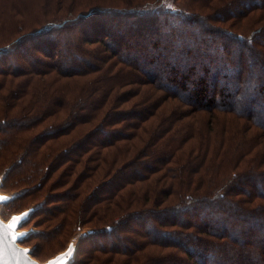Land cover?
Listing matches in <instances>:
<instances>
[{"label": "trees", "instance_id": "obj_1", "mask_svg": "<svg viewBox=\"0 0 264 264\" xmlns=\"http://www.w3.org/2000/svg\"><path fill=\"white\" fill-rule=\"evenodd\" d=\"M158 1H147L144 6L148 9L142 12L93 8L77 16L75 21L65 20L47 29L44 26L36 35L32 34L40 36L52 30L68 32L77 19H87L99 12L107 18L106 21L118 20L107 33H102L107 41L83 35L80 42L63 41L64 44L55 51L44 46H37L35 51H31L21 46L23 35L17 37L13 44L20 46L19 61H14L11 69L0 67V114L10 117L1 119L0 124L10 123L6 127L9 132L5 135L14 140L13 146L18 150L27 145L31 147L33 139L38 141L29 157L31 163H35L39 148L45 139L53 136L51 134H71V142L77 143H71L55 155L65 159L56 161L52 171L66 162L71 165L79 163V159L71 156L80 159L84 156V164L96 163L95 167L102 172V176H106L99 183L91 181L95 178L93 173L89 176L92 166L85 164L86 171L78 172L71 183L80 188L78 193L71 189L76 192L71 195L74 211L78 205L82 211L85 204L88 210L92 209L90 213L86 210V214L96 217V224L100 226L99 232L90 236L110 233L111 241L106 245L109 249H102L103 253L114 252L119 257L116 260H113L114 257L105 258L101 264H174L179 256H182L181 260L183 258V262L180 261L182 264H238L228 256L216 255L210 248L211 241H207L211 239H225L229 245L242 246L244 250H250V256L252 252L258 254L260 263L264 264V244L248 245L243 231L237 236H230L228 230L232 226L226 227L222 223L231 216L232 212L228 209L234 206L238 211L236 213L243 214V218L239 217L241 221L244 215L252 216L249 221L251 228L264 229L261 223L264 204H250L254 199L264 201V184L252 182L247 188L239 185L234 189L239 192L233 193V197L241 194L246 198L235 201L242 209L226 202L224 188L228 189V184L218 187L219 168L216 171L207 164L195 167L190 164L196 163L198 155L202 157V163L213 162V155L207 149L209 146L204 149L195 145L194 134L199 133L197 135L201 138L204 122L188 128L183 139L178 141L182 129L188 127L181 123L185 118L189 117L197 123L199 116H203L201 114L209 112H226L247 120L261 129L264 135V0H174L182 5L174 11H163L162 6L156 8ZM150 4L153 6L150 7ZM153 8L155 11L151 12ZM206 11L208 13L205 14ZM249 17L254 27L247 34L240 33L235 23ZM156 23L158 25H154ZM215 24L228 25L229 28ZM145 30L148 32L142 36ZM82 43L95 47L92 51L91 48L86 49L88 53L80 50ZM4 52L5 49L1 48L0 58L4 57ZM22 62L26 69L21 66ZM115 67L117 70L112 73ZM132 86L135 88H130ZM143 86H151L153 90H141ZM120 90L124 91L120 93ZM154 90L162 95H157ZM133 99L136 101L129 111L120 109ZM174 100L188 110L180 109ZM194 115L198 116L193 118ZM47 120L48 128L37 139L38 133L25 137L36 128L43 127ZM55 128L59 129L55 131ZM47 130L55 132L44 135ZM224 146L223 142L222 148L225 149ZM111 148L110 155H103ZM226 149L234 151L236 158L245 156L247 151V147L241 144ZM44 156L42 161L50 159V154ZM101 163L109 166L103 170L99 168ZM169 163L175 167H168ZM48 170L46 166L45 171ZM65 173L68 178L73 173L72 167L68 166ZM159 174L160 177L152 179ZM167 175L174 179V183H166L157 191L156 186ZM256 175L254 172L253 176ZM231 176L236 177V173L232 172ZM87 181H91L84 185L87 190H81V184ZM66 184L67 181L59 182L56 188ZM193 185L196 187L192 189ZM175 186L178 187L174 189ZM102 187L105 190L100 195L98 192ZM35 188L39 190L41 183ZM84 192H92L94 196L90 195L87 201L81 199L79 193ZM232 192L229 191L230 194ZM173 193L183 196L181 210L193 208L194 212L199 205L214 207L215 210L208 213L217 219L210 218L208 213L196 223L158 219L159 228L192 229L187 233L167 229L160 231L138 221L144 217L140 213L148 205L147 202L157 203L160 197ZM113 197L116 199L113 200ZM65 198L66 203L71 204L69 197ZM222 201L226 202V206L220 204ZM173 203L170 201L168 204ZM99 211L101 214L96 216ZM112 213L123 220L118 233L113 231L117 224L111 225ZM129 220L139 223L132 226ZM200 235L207 238L203 243L208 246L196 245V241L202 240ZM188 237L195 244L186 240ZM150 246L171 249L173 253L145 252ZM214 247L219 252L222 248ZM242 260L248 259L242 255Z\"/></svg>", "mask_w": 264, "mask_h": 264}, {"label": "rangeland", "instance_id": "obj_2", "mask_svg": "<svg viewBox=\"0 0 264 264\" xmlns=\"http://www.w3.org/2000/svg\"><path fill=\"white\" fill-rule=\"evenodd\" d=\"M147 1L152 0H0V49H5L4 53H6L4 57L0 58V67L11 69L12 67H10V65L13 66L15 65L14 61H19L18 56L21 53L19 50L20 46L17 45L19 47H16L15 45L17 43L13 44L14 40L19 36L23 35L22 38L24 37L21 39V46L31 51H35L37 46H44L48 49L51 48V51H55V48L57 50L62 45L63 41L74 40L75 42H80V38L83 35H87L89 39H94L95 37L98 39L99 37L100 39L107 41V37H103L102 33H107L109 28H111L110 26H112V24L116 23L118 20L108 19V21H106L107 18L98 14L99 12L87 19H77L76 23L70 27L68 32L52 30L49 33H42L40 36H32V34L36 35L35 33L40 31L41 28H44V26H46L47 29L54 27L53 24L55 26L56 24L58 25L59 22L62 24L65 20L75 21L74 19H76L77 16H80L93 8H114L115 10L121 9L120 11L130 10L136 12L147 11L148 8L144 6ZM151 5L152 4L149 6L151 7ZM169 5H171V10L173 11L182 7L180 2L174 0H159L156 8L162 6L164 8L163 11H165L166 9L169 10ZM127 6H131L132 8H127ZM122 7L125 9H122ZM152 11H155V8L151 9V12ZM204 13L206 14L208 11ZM241 20H237L235 23V28L238 29L240 33L247 34L250 29L254 27L251 26L252 19L249 17L247 19H243L242 21ZM154 25H158V23ZM215 25L229 28L228 25ZM100 30L102 32H100ZM147 32V30L143 31L142 36ZM126 40L128 41V38H126ZM81 45H83V47L80 46V50L86 51L88 53L89 51L86 49L91 48L90 51H92L93 47H95L85 45L83 43ZM101 45L102 44L100 43V46ZM81 56L85 57L84 55ZM252 57L256 58L258 56ZM112 62H114V60ZM21 66H23V69H26L24 62L21 63ZM116 70L117 67L113 69L112 73ZM15 82L17 83L18 81L15 80ZM130 88H135V86ZM150 88L151 86H143L141 90ZM126 89H128V87L124 90ZM124 90H120L119 92L121 93ZM155 93L157 95H162L160 94L161 92L158 91H155ZM135 101L136 99H133L130 103L120 107V109L129 111L131 109V105H133ZM167 101L170 103L172 102L170 99ZM173 102L175 105H178L180 109L188 110V108L185 106L181 107V103L177 102V100H174ZM201 115L203 116H199L198 120H196L197 123H193V119L190 120L189 117L185 118L181 122L188 127L182 129L180 135L178 136V141L181 138L183 139L188 128H192V126L194 127V124L200 125L201 122H204V131L201 134V138L199 139L197 135L199 133L194 134V140L197 143L195 145L199 146L198 148L204 149L205 147L209 146L207 149L211 151L210 155H213L211 159V162H213L202 163V157L198 155L195 158L196 163L190 164L192 167H195L198 164L199 166L207 164L208 166L210 165L211 169L216 171L219 168L220 172L217 173L218 187L221 188L228 184V189L224 188V190H226L224 191V194L226 193L227 195L226 202L228 201L230 203L236 204V199H246L241 194H237L234 197L232 196L233 193L239 192L237 189L234 190L236 187L242 185V187L247 188L252 182L256 183L257 185L264 184V135L261 133L263 131L252 126L247 120L241 119L232 114H227L226 112H209L203 113ZM196 116L194 115L193 118ZM3 118L10 119V117L0 114V120ZM48 120L43 127L36 128L33 132L26 134L25 137H28L32 133L35 135L38 133L36 136L37 139V137L43 133V130L48 128L46 126L47 123H49ZM9 124H0V177L6 178L0 186V193L2 192L6 194V196L10 199L4 204L0 203V216L3 219H7L13 213H19L28 208L33 209L31 212L32 215L28 222L23 226L19 225L18 227V230H25L28 232V235L21 242H18V244L20 246L29 248L32 258L38 260L39 262H44L48 258L53 257L56 253L61 252L70 242H74L77 246L76 254L70 264H101L105 258L114 257L113 260L118 259L119 257L114 252L104 254V250H102L104 248L109 249L106 245L108 241H111L110 233L107 235H99L98 237L96 235L90 236L93 232H99L100 230V226L96 224L97 222L95 221L96 217L94 218L93 216L86 214V210L88 213H90L92 209L88 210L84 204L82 211L81 208H79V205L77 206L76 211H74V207L72 205L74 199L71 198V195H73V193L80 192V188H76V186L71 183H73V181L76 179L78 172L86 171L85 164L89 167L92 166L91 174H89V176H92L93 173L95 178H93L91 181L94 180L95 182H98L105 179L106 176H102V172L98 170L97 167H95L96 163L84 164V156L81 159L76 156H71L75 160L79 159V163L71 165L70 162H66L58 170L52 171L56 161L61 162L65 159L62 157L56 158L55 155L61 152L63 148L68 147L71 143H77L71 142V134L69 136H60V134L58 135L59 132L55 131L59 128H55V131H44V135L49 134V132L55 133L51 134L53 136L45 139L43 145L39 148V155L35 163H31L29 157L37 147L38 141L33 139V145L31 144V147L28 148L27 145L22 150L16 149L13 146L14 140L10 136L5 135V133L9 132V128H6L10 126ZM121 130L123 132L122 128ZM166 137L167 136H165V138ZM223 142L225 143V149L222 148ZM122 143L123 142H121V144ZM239 144L243 145V147H247V151L245 156L236 158L234 156L235 152L226 148H233L235 145ZM111 151L112 148L103 155H110ZM199 151L200 153L204 154L201 152V149H199ZM102 153H104V151H102ZM45 154H50V159L48 161L47 159H45L46 161H42L43 157H46L44 156ZM21 159L22 161L19 163ZM238 159L240 160L237 161ZM52 160H54V162L51 163ZM29 161L30 163H28ZM46 166L49 167L48 171H45ZM68 166L72 167L73 173L68 176V178H66L65 172ZM108 166V164L101 163L99 168L104 170ZM93 167L95 168L93 169ZM168 167L174 168L175 166L173 163H169ZM232 172L236 173V177L231 176ZM254 172L257 174L256 177L253 176ZM111 174L113 175V173ZM157 177H160V174L153 176L152 179ZM64 181H67V184L64 187L56 188V185L59 182L63 183ZM91 181L83 182L81 184V190H87L84 188V185L90 183ZM38 183H41V188L36 190L35 185ZM166 183L167 185L174 183V179H170L168 175L163 177L159 186H156L157 191H160L163 186L166 185ZM229 183H231L230 186ZM177 187L178 186H175L174 189ZM194 187H196V185H193L192 189ZM71 189H75L76 192L71 191ZM104 190V187H102L99 189L98 193L103 195ZM229 191L233 192L230 194ZM79 195L81 199H85L87 201L89 196L93 194L92 192L88 194L87 192H84L83 194L79 193ZM66 196L69 197L71 204L66 203ZM115 199L116 198L113 197V200ZM170 201L174 203L169 205L168 203ZM182 201L183 196L177 195L176 193H173L167 197H160L157 203H149V201L147 202L148 205L146 204L147 206H145L146 208H144V210L140 213L144 217H141V219L138 221H141L140 223L143 225L146 224L149 226H154L160 231H165L162 229H167L169 231L174 230L178 233L182 231L187 233L192 231V229L188 230L187 228L182 227L170 228L166 226L159 228L157 225L159 222L158 219H165L167 221L178 220L180 223H196L197 221H201L199 219L200 217H207L206 213L215 210L214 207L203 208L201 205L196 206L197 211L194 212H192L193 208L187 209L185 207L186 209L181 210L180 207L182 206ZM226 202L222 201L220 204H224L226 206ZM258 202L264 204V201H260L258 199L252 200L250 204L256 205ZM102 203H104V201ZM166 204H168V206H165ZM236 205L242 209L240 204ZM96 206L98 207L97 204ZM174 206L176 207L173 209ZM157 207L159 209H157ZM160 208H162L163 211H161ZM171 209L174 210V212L171 213ZM183 210L187 211L188 213L183 212ZM228 210L231 211L232 214L228 219L225 218L222 223L226 227L232 226L230 228L232 231L230 229L228 230L230 236H237L241 231H243L246 240L245 243L248 245L250 244L254 247L260 243L264 244V229L251 228L249 221L251 220L252 216L244 215V219L241 221L239 217L243 218V214L241 215L236 213L238 211L234 206H230ZM98 214L100 215L101 212H97L96 216ZM209 215L210 214L208 213V216ZM255 215L257 216L258 213ZM261 215L263 216L261 223L264 224V215ZM130 216H132V214H130ZM111 217V225L117 224L113 227V231L114 233H118L120 228L119 224L123 220L120 219L115 213H112ZM211 217L214 216L210 215V218ZM230 219L232 222H230ZM208 220L209 219H207L206 222H208ZM138 221L129 220L132 226L138 224ZM88 231H92V233L87 234ZM200 236L202 240L196 241V245L202 247L206 245L203 243V241L207 240V238L202 235ZM188 239L189 237L186 240ZM207 241H211L209 244H212V247H209L211 249L213 248L212 251L218 256H228V258L235 259L238 264L262 263L258 254L252 252L250 256V250H244L242 246L236 247L233 244L229 245L225 239H211ZM189 242L194 243L191 238L189 239ZM102 245L105 247H102ZM214 246L218 248L222 247L219 248L220 252ZM146 251H150L151 253L159 252L161 255L173 253V250L171 249H161L157 248L156 246H150L145 250V252ZM242 255L243 257H247L248 260L243 261ZM179 257V260L174 262V264H182L183 258L181 260L182 256Z\"/></svg>", "mask_w": 264, "mask_h": 264}, {"label": "water", "instance_id": "obj_3", "mask_svg": "<svg viewBox=\"0 0 264 264\" xmlns=\"http://www.w3.org/2000/svg\"><path fill=\"white\" fill-rule=\"evenodd\" d=\"M2 182H0L1 186ZM0 196L7 197L6 194L0 193ZM10 199L8 198L7 201H0V203H6ZM32 208H28L24 211H21L19 213H13L11 214L7 219H3L0 216V224H3L5 227H7L13 220V218L20 219L25 217L29 212H32ZM19 224L14 226V231L15 235L17 237H23V239L28 235V232L25 230H18ZM92 231H88L87 234H91ZM22 239V240H23ZM22 240H17L15 243H13L9 236L6 234L3 237L2 240V247H3V256L4 259L8 262V264H53L55 261H60L61 264H70L72 260L74 259V256L77 251V246L75 245L74 242H70L69 244L66 245L65 249L62 250L59 253H56L53 257L48 258L44 262H39L38 260H35L31 256V251L27 247L20 246L18 242H21ZM72 248L73 254L71 257H65L67 256L69 249ZM25 253H27L25 255Z\"/></svg>", "mask_w": 264, "mask_h": 264}, {"label": "snow or ice", "instance_id": "obj_4", "mask_svg": "<svg viewBox=\"0 0 264 264\" xmlns=\"http://www.w3.org/2000/svg\"><path fill=\"white\" fill-rule=\"evenodd\" d=\"M169 9L171 10V5H169ZM5 179H6L5 177H0V182H3ZM7 200H8V197L0 196V201H7ZM31 215L32 213L29 212L25 217L20 218L19 220L16 218H13L12 222L7 227H5L3 224H0V264H8V262L4 259V256H3V247H2L3 237L7 234L13 243H15L17 240H22L23 237H17L15 235L14 226H16L17 224H19L20 226H23L25 223L28 222ZM73 251L74 250L70 248L65 259L67 257H71L73 254ZM26 254L27 253H25V255ZM53 264H61V262L55 261L53 262Z\"/></svg>", "mask_w": 264, "mask_h": 264}]
</instances>
